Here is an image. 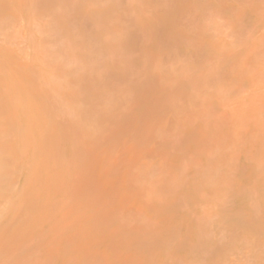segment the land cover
I'll return each mask as SVG.
<instances>
[{
  "label": "bare ground",
  "instance_id": "bare-ground-1",
  "mask_svg": "<svg viewBox=\"0 0 264 264\" xmlns=\"http://www.w3.org/2000/svg\"><path fill=\"white\" fill-rule=\"evenodd\" d=\"M0 28V264H264V0H0Z\"/></svg>",
  "mask_w": 264,
  "mask_h": 264
},
{
  "label": "rangeland",
  "instance_id": "rangeland-1",
  "mask_svg": "<svg viewBox=\"0 0 264 264\" xmlns=\"http://www.w3.org/2000/svg\"><path fill=\"white\" fill-rule=\"evenodd\" d=\"M15 28H16V26H15ZM0 29H1V28H0ZM11 29L13 30L14 27H13V28H10L9 30L7 29V33H9V34L11 33V34H12V35L9 36V41H10V39H12V40H14L13 42L17 43V41L20 40V42H18L17 44H14V46L16 45L18 49L26 48V47L28 46V42H26V41H28V40L26 39L25 36H27V35H23L24 32H21L22 29H20V27H17V29H14L15 31H14V30L12 31ZM19 29H20L21 31H20ZM1 32H3V33H2L3 35H1ZM15 32H17V34H18V35H16V38H14L15 35H13V34H16ZM18 32H19V33H18ZM5 33H6V32L3 31V30L1 29V31H0V42H2V44L4 43V44H3V47H2L3 49H6L7 47H9V44H10L9 41H8V38H7V37L5 38V36H6V35H4ZM19 34H21V35L19 36ZM12 36H13V38H12ZM17 36H19V37L17 38ZM23 36H24V37H23ZM10 37H11V38H10ZM19 38H21V39H19ZM22 38H24V39H22ZM2 39H3V40H2ZM17 39H18V40H17ZM4 40H5V41H4ZM6 40H7L8 43H6ZM3 41H4V42H3ZM23 41H24L25 43H24ZM6 45H8V46H6ZM1 46H2V45H1ZM16 46H15V47H16ZM18 46H19V47H18ZM20 46L23 47V48H21ZM27 59H28V58H27ZM27 59L24 60L26 63L29 62ZM129 122H132V121L129 119ZM132 126H133V125H132ZM163 141H164V140H163ZM184 163H185V162H184ZM94 186H95V185H94ZM92 187H93V186H92ZM116 187H117V186H116ZM116 187H115V188H116ZM103 188H104V191H107V188H106V187H103ZM105 189H106V190H105ZM99 190H100V189H99ZM113 190H114V189H113ZM102 191H103V189H102Z\"/></svg>",
  "mask_w": 264,
  "mask_h": 264
}]
</instances>
